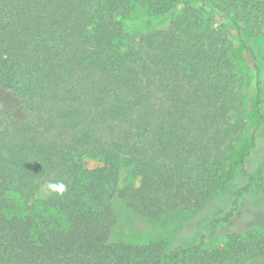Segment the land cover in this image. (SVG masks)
Masks as SVG:
<instances>
[{
	"label": "trees",
	"instance_id": "16d2710c",
	"mask_svg": "<svg viewBox=\"0 0 264 264\" xmlns=\"http://www.w3.org/2000/svg\"><path fill=\"white\" fill-rule=\"evenodd\" d=\"M135 4L166 25L129 32ZM262 23L264 0H0V91L26 113L0 108V264H264V233L232 230L264 132V58L249 38ZM234 42L258 119L235 171ZM225 185L193 241L111 240L114 203L155 224L202 213Z\"/></svg>",
	"mask_w": 264,
	"mask_h": 264
},
{
	"label": "rangeland",
	"instance_id": "374dc122",
	"mask_svg": "<svg viewBox=\"0 0 264 264\" xmlns=\"http://www.w3.org/2000/svg\"><path fill=\"white\" fill-rule=\"evenodd\" d=\"M166 25L158 18L151 16L143 5L135 4L131 15L124 20V27L131 33L144 34L150 31L159 30ZM254 25L249 31V38L252 44L258 49L259 54L264 58V24ZM232 34V32H230ZM233 53L229 55L233 63V74L237 75V87L239 94L240 113L234 122L237 126V138L232 150L228 152L229 162L232 170H237L235 163L246 151L250 135L258 123L254 108L255 83L251 63L240 50L236 42L233 43ZM0 108L11 109L17 118L25 117L24 104L14 98L8 91H0ZM248 168L254 175L255 187L250 195L243 201L240 208V217L236 221L234 231L253 229L264 233V132L260 135L258 145L254 150ZM229 186L225 185L220 192L211 199L209 206L202 213H175L166 220L155 224L130 213L121 204L114 203L117 207L116 225L112 231L111 240L124 241L126 243L140 244L153 239L171 242L193 241L201 234L202 226L206 219L215 215L218 207L227 200ZM202 214V217H200ZM237 229V230H236ZM226 231L219 230L213 235L214 240H222Z\"/></svg>",
	"mask_w": 264,
	"mask_h": 264
},
{
	"label": "clouds",
	"instance_id": "9594fccd",
	"mask_svg": "<svg viewBox=\"0 0 264 264\" xmlns=\"http://www.w3.org/2000/svg\"><path fill=\"white\" fill-rule=\"evenodd\" d=\"M47 187L51 192H55L57 194L62 195L67 191V186L63 182H49Z\"/></svg>",
	"mask_w": 264,
	"mask_h": 264
}]
</instances>
